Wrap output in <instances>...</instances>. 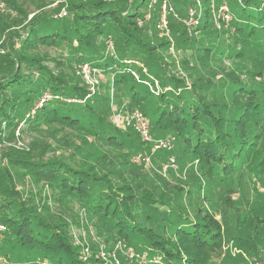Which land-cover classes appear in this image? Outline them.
<instances>
[{
	"label": "trees",
	"instance_id": "1",
	"mask_svg": "<svg viewBox=\"0 0 264 264\" xmlns=\"http://www.w3.org/2000/svg\"><path fill=\"white\" fill-rule=\"evenodd\" d=\"M3 1L0 146L29 139L0 154L3 263L101 264L97 243L84 255L72 225L92 226L119 264H243L221 254L226 238L257 261L241 239L259 225L251 211L233 204L226 227L217 215L221 204L236 203L230 186L264 182V0H236L230 30L217 28L207 8L190 31L170 13V55L156 28L158 0L148 19L139 11L146 0L133 9L127 0ZM224 57L249 71L219 67ZM83 63L98 92L81 76ZM146 71L160 84L156 92ZM114 100L140 107L155 137L174 138L187 152L182 159L197 163L187 168L189 183L132 173L141 140L114 121ZM210 199L219 203L203 207Z\"/></svg>",
	"mask_w": 264,
	"mask_h": 264
},
{
	"label": "rangeland",
	"instance_id": "2",
	"mask_svg": "<svg viewBox=\"0 0 264 264\" xmlns=\"http://www.w3.org/2000/svg\"><path fill=\"white\" fill-rule=\"evenodd\" d=\"M149 1L150 0H146V2L142 6L139 7V11H143V12L145 11L147 13L148 12L151 13L153 11V9L156 6H158L156 3H154L152 7L149 6L150 5ZM158 1L161 2V0H158ZM171 1H172L171 4L174 7L175 11L179 14V16H183L186 12L188 2L184 1V0H180L179 2H174V0H170V2ZM191 1H192L191 5L193 7H195L196 6L195 3L193 2V0H191ZM201 1H202V6L205 9L206 8V0H201ZM223 1H225L227 3L231 13L232 12L234 13L232 5L236 4V0H215V2H218V3L223 2ZM126 2H127L128 9H133L136 6V4H135L136 2L134 0L132 2H129L127 0ZM3 8H5V4H4ZM30 16H32V14H29V17ZM168 19H169V15H168ZM231 22L232 21H230L227 30H230L229 28L231 27L230 26ZM165 37H167V39L169 40V44L171 47L169 49H166L164 53H167L170 55V54L174 53V50H173V44H174L173 38L174 37L172 36V33H170L169 36H165ZM262 44L264 45V42ZM223 46H224V44H223ZM49 52L51 55L56 54V51H49ZM182 54H183V52L181 53V52L176 51L175 55H174L176 57V61H177V64L179 65V67H180V55H182ZM233 59L234 58H230V59L225 58V57L222 58V62L220 63L222 65H219V67H222L223 69H225L227 67L236 66L237 69H239V67L242 66L243 69H245L246 71H249L247 69V68H249L247 66V64L244 63V65H243L242 63L234 62ZM218 62H219V59H218ZM180 69H181V67H180ZM246 71H244L243 73H240V77L245 76L247 74ZM145 73L148 75V78L150 80V82L147 84V87L150 90V85L153 86V84H154V83L151 84L153 77H151V75L147 71ZM256 76H257V80L259 82H262L260 80H261L263 74H259ZM102 77H103V80H101V81L104 82V79L106 78V76H102ZM159 86H160V84H159ZM153 89H154V86H153ZM93 91L98 92L97 87H94V89L91 90V92H93ZM92 96L93 95H91V97ZM87 97H90V96H86V98ZM128 104L129 103L126 104L125 102L117 103L114 100V102L112 103V107L114 110V113L112 114V118L119 125L120 128L125 129V130H130V131L134 130L137 133V137L140 138V140H141V142H140L141 146L139 147L140 150L132 159V162L134 161L133 162L134 167H131L132 173H138L139 172L140 174L143 175L146 172H149V174L154 177V180H160V176H161L163 179L167 180L169 184L181 185V182H179V179L184 180V181L187 180L189 183V176L187 174L188 173L187 168L192 166V165L194 166L197 163L195 161L190 162L188 160L186 161V160L182 159V157L185 154H187V152L182 153V150L179 148H178L179 149L178 150L176 148V143L174 142V138H171V137L169 138V140H171V142L169 141V143H170L169 148L166 147V148L154 149L153 145H154L155 140L168 139V137H166V138H160L158 136L155 137L153 135L152 131L150 130V127L148 125V121L144 117V114H143V111L141 110V108L140 107L135 108L133 105L131 107H129ZM136 113L141 114L143 119L146 121V124L148 127L147 128L148 129V132H147L148 133V139H144L141 136V133L138 130V128L135 127V125H137V117L135 116ZM28 143H29V139L26 136L25 137L21 136L20 139H17V140L15 139L12 142L6 140L0 146V154H1V150L5 149L9 145L14 146L16 149H20L23 146L24 147L27 146ZM263 144H264V141H263ZM152 149H153V151H152ZM149 150H151V151H149ZM194 168H196V166ZM204 180H205L204 177L200 178V181L203 182V183H200L201 184V190H203V191H205V185H206V180H205V182H204ZM251 182H249V183L246 182L243 185L241 183H238V185H232L235 182L234 183L229 182L231 184H226L228 182L219 183L220 185H232V186H230V189H233V190H230V192L227 194L233 200H236V203L228 200L227 202L230 203V205L228 203H227L228 206H224L223 204H221L219 207V214L217 215V217L221 221V224L223 223L226 227L227 225L232 224L234 221V213H236L237 209L233 204H236V206H241L243 208L250 210L252 215H254L255 218L257 219V222L259 225L256 226L257 223L255 224L256 230L244 229L246 236H243V238H241V239H242V241L244 240L252 246L251 250L253 251V253L254 252L256 253V257H253V258L255 259L257 257L258 258L260 257V260L257 258V261H251V256L248 253H246L245 251H243L244 248L235 246L230 238L225 239L223 248L221 249V251H222L221 254L223 255V257L232 258L235 261L240 256H242L243 260L245 259L243 261V264H264V235H263L264 234V182H257L256 180H255V182H253V181H251ZM252 184H254V186ZM183 186H185V183H183ZM224 187H226V186H224ZM242 188H244V194L243 195L241 192ZM188 189H189V187H188ZM46 194H48V192ZM192 201H193V199H192ZM211 201H212V203H214V205L219 203V201H217L216 199H210V200L203 201L202 206L207 207V208H211V203H210ZM238 202H239V204H238ZM224 207L227 208V210L229 211L228 214H230V216H232V218H230V216H228L227 213L223 212ZM237 212H240V211H237ZM237 218L241 219L240 214L238 215ZM235 226H236V224H235ZM235 226L231 227V229H230L231 233H233L236 230H239V228L235 227ZM91 227L92 226L81 227V226L72 225L70 228H71V233L73 234L74 243H76V245H79L81 247L82 253L84 255L90 254L91 253V247L95 243H97L96 252H98L100 254L101 258L104 260L101 264H119L120 263L119 255L120 254L119 253L117 254V252L113 248L111 250H108V248L104 245V243L98 241L96 239L95 231ZM234 227H235V229L232 232ZM259 230H260V232H259ZM1 258H4V257L0 256V264H4ZM42 262H41V264H42ZM134 262L136 263L137 260L132 261L133 264H134Z\"/></svg>",
	"mask_w": 264,
	"mask_h": 264
},
{
	"label": "built area",
	"instance_id": "3",
	"mask_svg": "<svg viewBox=\"0 0 264 264\" xmlns=\"http://www.w3.org/2000/svg\"><path fill=\"white\" fill-rule=\"evenodd\" d=\"M128 1L132 2L133 0H128ZM156 1L157 0H150L149 6L152 7L153 4L156 3ZM193 1L195 2L196 6L195 7L189 6L188 8H186L185 15L179 16V14L175 11L174 7L170 3V0H161L160 10L158 13V19L156 22V28L158 29L159 34L164 35V36H169L170 34L169 20H168L169 13H172L175 18L179 19L182 23H184V25L189 31H190V28H192V26L198 25L202 19L204 8L202 6L201 0H193ZM3 6H4V2L3 0H0V8H3ZM206 8L208 9L210 16L217 28L219 29L228 28L230 21L233 19V15L225 1L218 3V2H215V0H206ZM64 14H65V11L62 8V11L60 12L59 15L61 16ZM149 17H150V13L148 12L146 14V18L148 19ZM109 47H111V45ZM136 63H137L136 65L141 66L140 63L138 62ZM145 70L146 69H143V71ZM80 73H81V76L84 78V81L90 86L91 90H93L94 89L93 85L94 83H96V80L92 76V70L89 67V65L86 63L81 64ZM132 74L135 79H139V74L137 72L133 71ZM153 83H154L153 84L154 89H153V86L151 85H150V89L156 92L159 86V83L157 79H154V78H153ZM87 96H89V94H87ZM135 116L137 117V125H135V127L138 128V130L141 133V136L144 139H148V133H147L148 127H147L146 121L143 119L142 115L139 113H136ZM15 136L16 138L20 136V126H18L15 129ZM169 141L171 142V140L169 139L155 140L154 145H153L154 149L166 148V147L169 148V145H170ZM3 229H5V226L0 222V230H3ZM130 255L132 256L133 253L130 252ZM42 264H47V263L43 261Z\"/></svg>",
	"mask_w": 264,
	"mask_h": 264
}]
</instances>
